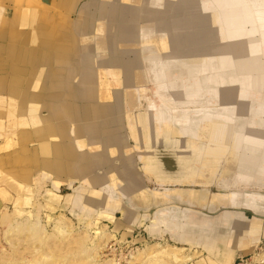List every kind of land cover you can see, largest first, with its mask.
Returning a JSON list of instances; mask_svg holds the SVG:
<instances>
[{"label":"rangeland","instance_id":"374dc122","mask_svg":"<svg viewBox=\"0 0 264 264\" xmlns=\"http://www.w3.org/2000/svg\"><path fill=\"white\" fill-rule=\"evenodd\" d=\"M79 1L78 8L72 12L68 0H0V264H98L106 259H114L117 264H128L131 253L136 250L152 243L165 242L184 246L185 250L180 253L193 255V258L181 264H190L191 261L192 264H225L222 261L223 255L220 257L216 252L210 253L199 238L181 244L177 242L174 231L179 227L184 229L190 218L200 226L206 224L212 228L219 227L217 224L226 219L224 213L237 216L236 212L240 207L234 205L239 204L240 199L252 197L250 194L264 195V139L261 147L258 146L259 143L251 146L247 141L241 142V148L235 151L230 147V144H233L232 134L237 133L247 138L250 136L247 132L250 127L263 130L264 134V99H261L260 95L264 93V88H256L254 83L257 82L251 80V73L246 76V73L240 72L236 66L220 70L214 68V73H204L200 68L197 63L199 55L211 53V46L219 42V29L212 24L211 8L206 4L203 6L206 0H156L158 7L151 11L159 15L152 21L160 25L154 30L158 29L162 40L156 35V41L153 38V46L156 50L159 43L163 46L155 56L147 57V61L153 59L157 62L160 59L162 69H159L162 76L157 75L155 68L152 75L151 70L146 67L147 61L143 64L139 59L137 52L140 51V40L136 42L139 45L135 43L133 48H128L129 52L127 50L120 55L121 58L128 59L129 63L135 64L136 68L143 69L147 79L144 84L146 90L141 93L140 86L127 89L130 79L125 75L120 87V83L113 82V86L121 90L124 100L121 101L120 109H117L115 97L110 99L114 106L112 116H109L107 124L99 125V128L102 127L99 129L100 133L103 132L104 146L101 151L110 161L105 160L103 165L100 164V167L96 168L87 163L88 176L101 178V182L96 185L97 189L100 190L104 185L102 178L108 176V183L119 180V186L126 188L129 193L126 195L121 192L123 195H119L111 192V196L122 200L119 207L111 209L102 204L100 198L89 194L93 187L79 190L76 196L75 190L80 187L81 181L69 172L56 171L49 167V163L56 166L65 164V155L62 157L61 154L55 153L56 143L60 140V127L56 125V132H53L47 123L53 120V126L56 122L63 121L66 115L62 108H59V115L53 119L44 115L47 109L41 104L42 98L38 99L36 95H40L38 91L41 87L38 78L41 75L38 72L45 68L37 63L32 64L28 59L36 60L44 48L56 44L65 49V61L68 60L67 57H74L75 60V48L70 44L75 35L72 24L80 15L82 5L92 0ZM112 2H119L120 6L123 4L122 0H94V3L87 5L88 16L101 15L102 7ZM140 2L145 3V0ZM164 2H168L170 6L165 7ZM189 2H192L191 5ZM6 3L12 7L9 16L3 14ZM230 12L222 11L219 15L225 17ZM123 14L131 16V8L126 13L120 11V20ZM180 14H192L196 17L197 28H193V34L189 30L188 33L192 36L195 32L198 33L196 42L202 38V41L197 43L198 47L194 46L192 51L191 42L186 49L181 48L180 52H186L182 56L183 59L187 55V59L195 60L191 63H183L181 58L166 61L162 57L163 54L166 55L165 52L170 54L180 50L172 39L174 30L170 25ZM143 18L145 19V16L137 22H142ZM246 28L249 27L246 26L245 30ZM201 29H205L207 34L209 31L215 34L206 35ZM7 30L10 31L9 35L6 34ZM90 31L91 29L89 33ZM204 33L206 43L203 40ZM206 36L210 38L207 39ZM209 40H212L211 43ZM79 45L81 44H78L81 52L82 47ZM69 46L70 49H67ZM110 47L115 48L114 45ZM111 48L108 49L110 57L115 58ZM131 51L133 53H130ZM93 52L102 54L98 47ZM132 54L135 55L134 58ZM254 54L261 58L259 60H264L262 49L259 48ZM60 67L63 66L56 63V69L59 70ZM56 73L60 74V70ZM24 81L25 88L21 91ZM14 85L18 92L10 94L7 90ZM244 88L248 90L247 93ZM251 90L259 92L255 91L257 93L252 95L254 97H249L246 103L244 97L250 94ZM126 91H129V94L131 92V101L137 98L136 105L127 103ZM141 94H144L143 98ZM61 99L67 102L69 100L65 97ZM148 100L155 105L150 112L159 111L162 122L151 118V125L142 130V121L137 123L136 120L139 118L145 121L143 116L148 109ZM36 101L41 102L38 108L34 107ZM69 101L74 109L80 110V124L85 123L91 117V102ZM126 112L135 121L139 133L137 139L130 133ZM217 114L228 116L230 120L219 121L216 117L213 118ZM156 123L161 125L159 134L153 131V125ZM258 138L260 141L261 137ZM211 145L219 147L220 152H210ZM248 148H253L252 154ZM244 153L250 158L247 159ZM254 158L257 161L251 162ZM125 168L130 170L132 179L121 177V171ZM181 194L187 197H182ZM83 195L82 203H77L78 196ZM159 197L166 198L158 201ZM227 198H230V202ZM212 199L214 204H220L216 210H212L218 207H212ZM86 203L94 208H83ZM229 204L233 207L223 206ZM60 215L67 219L70 227L58 220ZM246 215L253 217L251 211H246ZM221 217L225 219H220ZM36 222L41 230L32 232ZM191 228L192 231L197 230L195 227ZM251 231L255 232L253 245L249 250L238 253L232 264H260L256 255L264 252V236L260 234V229ZM245 232L246 230H243V236L246 235ZM199 234L204 235L205 232L200 231ZM220 246L222 247L221 244ZM153 257L145 258L141 255L139 260L137 258L132 263H159L157 260L160 256H155V259ZM210 258H213V261Z\"/></svg>","mask_w":264,"mask_h":264},{"label":"bare ground","instance_id":"6f19581e","mask_svg":"<svg viewBox=\"0 0 264 264\" xmlns=\"http://www.w3.org/2000/svg\"><path fill=\"white\" fill-rule=\"evenodd\" d=\"M70 1L71 0H68L69 4H71L70 7H71L72 12H73L76 8H78L77 2L79 0H73V2H70ZM122 1H123L122 6H120V4H118L119 2L114 3V4L112 2L106 6H103L102 10H101L102 14L99 16L97 15L98 17L95 15L88 16V10L89 9L87 8V5L90 3H94V0L87 2V3H84L82 5V8H80V11H79L80 15L78 16V18L74 22V24H72V26L74 25V28H75V35L73 36L70 44L72 45L73 48H75V51H74L75 56H76L75 60H74V57H69V58L67 57L68 60L65 61V58H64V50L65 49L62 46L52 44V46L50 47L51 48L50 54L53 56L52 58L54 59V62L56 61L57 64H61L63 66V67H60V69H59L60 74L54 72L55 74L52 75L53 72L51 74H50V72L48 73V76L51 75L52 78L55 77L58 80L57 81V80L53 79V81H56V82H54L55 87H53V89L63 90L64 88H62L59 85V83H61L62 80L65 78V80H67V87H65V90H67L66 95L71 96V97H76L77 101L79 99L80 101L91 102V105L89 103H86V104H89L90 108H92L91 109V117L89 119H87V121L85 123L82 122L80 124V120L82 119L81 114L79 113L80 110L74 109L72 107V103L69 100H68V102L64 101L63 99H61L62 96H58V95H46L45 94V95H43V96H45V98L44 99L42 98V101H41L42 103L41 102H37V104L34 103L35 108L36 107L38 108L39 103H41L42 106H44L47 110L49 109V111H52L51 112L52 119L59 115V108H62L64 110L65 115H66V118H64L63 121L56 122L53 126H51L53 123V120H51L49 123H47L48 128L50 129V131L53 130V132H56V130L54 128V127H56V125H57V127H60L58 129L60 132V137H59L60 140H59V142L56 143L57 147L55 149V153L58 155L61 154L62 157H64L63 155H65V158L64 159L62 158L64 160L63 163H65V164H63L62 166H60V165L56 166L52 163H49L50 169H52V170L55 169L56 171L62 170V171L67 172V173L69 172V174L74 175L73 177H76L75 179H79L81 181L80 187H78L75 190L76 196H77L79 190L83 191V189H85L86 187H89V188L93 187V190L89 194H91V196H96V197L100 198L99 201L102 200V204H105L107 207H110V209L112 207H119L120 203L122 202V200H119L118 197L116 198V196H114V197L111 196V192L118 193L119 195H123L121 192H124L126 195L129 192L123 186H119V183L121 184V181H119V180H117L116 182L114 180L113 182L108 183V180H107L108 176H106L105 178L104 177L102 178V180L104 179V185H102V183H100L102 185L101 189L100 190L97 189L96 185H98L99 182H101L100 181L101 178L97 179V178H92V177L88 176L89 173H87V171H88L89 167H88L87 163L88 162L91 163V165L96 168V166H99L100 164L103 165V162H105V160L110 161L108 159L109 157L108 156H107L108 158L104 157L103 151H101V149H103L104 145L102 144L103 132L100 133V130H99L102 127L99 128V125H101L102 123L107 124L106 121L110 118L109 116H112V111H113L112 109L114 106L112 105V102L110 101V99L115 97V103L117 105L116 108L120 109V104H122L121 101L123 102L124 99L121 95L122 94L121 90H119L118 87H120V85H122L123 75H125L126 78L130 79L129 83L127 84V89H129V87H133V86H140L141 87V93H144L146 90L144 88L145 87L144 84L146 83V80H147L145 78L146 75L143 72L142 68L141 69L136 68L134 66L135 64L133 65V64L129 63L127 61L128 59L121 58L122 56L120 57V55L123 54L124 52H126L128 50V48H133L132 46L138 40H140V42H141L140 46L141 47L139 48L140 51L137 49L139 51V52H137V55L139 56V59L144 64V61L148 60L147 57L152 56V55L155 56L154 54H157L159 48L161 46H163V44L161 45V43H159V45H157V50L153 46L154 45L153 44V38L156 41V37H155L156 35L159 39H161V35L158 32V29L154 30V28H158V27H160V25H157L156 22L154 23L152 21L154 18H156L159 15V14H155L156 12L151 11V9L156 10V7H158L156 5V4H158L156 2V0H145V3L140 2L143 0H122ZM235 1L236 0H214L213 2H209L207 0L204 1L203 6L206 4V6L208 5V6H210L209 8H211L210 13H211L212 24L216 25L219 29L218 35H217V36H219V39H218L219 42H217L216 44L214 43L211 46V48H212L211 53L206 52V54H204V55H199L200 57H199L197 63L200 64V68H202V71L204 73H210V72L214 73V71H215V70H213L214 68L217 70H220L221 68L223 69L226 67H232V66L235 67L236 66L240 72H242V73L245 72L246 76H247V73H251V77H252L251 80H253L254 82L255 81L257 82V83H254L256 88L263 89L264 88V60L263 61L259 60L261 58H259V57L257 58L255 56L254 52L256 50H258L259 48L262 49V51L264 52V1L252 0L254 2H249L247 0V1L242 2V0H237L238 3H235ZM191 3L192 2H189L190 5H191ZM146 4H148L149 6H147ZM163 4L165 7H168V5L170 6V4H168V2H164ZM254 6H255V8H254ZM129 8H131V10H132V15L126 16L123 14L121 17V20H120V16H119L120 11L121 12L123 11L124 13H126V11L129 10ZM175 8L177 10H179L178 7H175ZM198 9H200V8L198 7ZM201 9H203V8H201ZM208 9H205V11H207ZM213 9L214 10L216 9V11H214ZM219 9H221V11ZM180 10H181V8H180ZM222 11H225V12L231 11V12L229 13V15L224 17L223 15H219V13ZM144 12L146 14H143ZM175 12H176V10H174V13ZM137 13H138V15H137ZM210 13H209V15H210ZM143 16H145V19L143 18L142 22H137V21H140L139 19H141ZM146 17L152 18V19H147ZM91 18H92V20L90 21ZM215 18H218V19H215ZM220 18H221V20H220ZM224 18H225V20H224ZM195 19H196V17L192 14H189V15H185V14L181 15L180 14V15H178L177 19H175L172 23H170V25L173 26V30H174L172 32V34L174 35V37L172 39H174L175 44L178 45L180 50L173 52V53H170V54L165 52L166 55L165 54L162 55L163 59H165L167 61V59L168 60H175L176 58H181L183 63H187V62L191 63V62L195 61L192 58L187 59V58H189L187 55H186L185 59H183L184 57H182V56L186 52H183V53L180 52L181 48L183 47V49H186L190 42H191V51H192V49H195L198 47L197 43L202 41L201 40L202 38H201L200 39L201 41L199 40V42H196L195 39H197V36H199L197 32H195L196 34L193 35L194 38L192 35H190V33H188L189 31H191V34H193V31H192L193 28H197L196 27L197 23H196ZM164 23L165 22H163L162 24L164 25ZM198 26H199V24H198ZM246 26H248L249 28L248 29L246 28V30H245ZM87 28H89V30L91 29L90 33H89V30H87ZM202 28H204V27H202ZM206 28L207 27H205V29ZM205 29H203V30L201 29V30L203 32H205L206 35H209L210 33L212 35L215 34L212 31H209L210 33L207 34V32L204 31ZM198 30H199V28H198ZM187 33L190 36L187 35ZM205 33L203 34V38H204L203 40L206 43V40L204 37ZM201 34H200V37H202ZM217 36H214V37L217 38ZM208 37L210 38V36H208ZM208 37H207V39H208ZM212 40H215V39H212ZM211 41L209 43H211ZM78 44H81V46L79 45L80 47H82L81 52H80V49L78 48ZM110 45L111 46L114 45L115 48L114 49L111 48ZM137 45H139V44H137ZM194 46H195V48H194ZM207 46H209V45H207ZM96 47H98L99 50L102 51V54L98 55V54L93 52V50ZM199 47H200V45H199ZM110 48L112 50L111 52H113V54L116 56L115 58L110 57L111 53H110V51H108V49H110ZM67 49H70V46ZM128 52H129V50H128ZM130 53H133V52L131 51ZM132 55H133L132 57L134 58L135 55L134 54H132ZM124 57H126V56H124ZM169 57H171V58H169ZM172 57H175V58H172ZM45 58H46V56H45ZM127 58H128V56H127ZM160 58H161V56H160ZM158 59H159V56H158ZM39 60H40V58H39ZM39 60H38V62H39ZM47 60H48V58H47ZM46 63H44V66L47 65ZM146 64H147L146 67L150 70H152L154 67H158V69L156 68V70H157L156 73L158 76H162V74L160 73V69H162V67H161L162 61L157 60V62H156V61H153V59H152V61H147ZM163 64H165V63H163ZM53 66L55 67L56 64ZM84 66H86V68H84ZM143 67H145V66H143ZM159 67H160V69H159ZM59 70L55 69L54 71H59ZM151 74L153 75V72H151ZM39 75H40V73H39ZM111 77H113V78L110 79ZM152 80H154V79H152ZM45 81L43 83V86L45 84V87H47V85H46L47 82L45 83ZM114 81L117 82L118 84L120 83L118 85V87L113 86ZM157 81L159 82V79H157ZM77 83H79L78 87H76ZM64 84L65 83H63V85ZM246 91H248V90L246 88H244V92H246ZM255 91L259 92L258 90H255ZM255 91L251 90V92H250L251 95L249 93L246 94V97H244V101L246 102L247 100H249L250 99L249 97H254L252 95L257 93ZM43 92L45 93V91H43ZM72 92H74V94L76 93L75 94L76 96H74ZM112 93H113V95H112ZM56 94H58V93H56ZM126 94H127L126 101L129 105H130V103H132V105L133 104L136 105L138 103L137 98H136V100L131 101V99H132L131 98L132 96H130L131 92L129 94V91H126ZM165 94H167V93H165ZM143 95H142V98L144 97ZM260 95L262 98L260 96H259V98L264 99V97H263L264 93H261ZM36 97H38V95H36ZM39 97H40V95H39ZM63 97H65V96H63ZM71 97H70V99H71ZM47 98H48V100H47ZM148 101H149L148 109L146 110V112L144 114L146 124L148 121L146 119H149V118L150 119L154 118V119H156V121L162 122L161 121V119H162L161 114L159 111L157 113L156 112H150V111H152L151 109L155 108V105L150 100H148ZM87 109L89 110L88 106H87ZM86 112H87V110H86ZM116 116H118V115H116ZM126 116H127V120H128V124H129V128H130V133L135 139H137V135H139V133L136 130L135 121L130 116V114H128V112H126ZM87 117H89V116H87ZM214 117H216V119L219 121L230 120V117L224 116L221 114H217L216 116H213V118ZM100 118H102V119L100 120ZM102 120H105V121L103 122ZM78 121H79V123H78ZM141 121L142 120H140L139 118L136 120L137 123H139ZM117 127H119V126H117ZM111 130H113V128ZM117 132H119V131H117ZM247 132L250 134V136L248 135L247 138H246V136H244L245 139H244V137L240 136V134L239 135L237 133H235L234 135L232 134L231 140L233 141L232 142L233 144H230V147L233 148L232 151H235L236 149H240L241 148L240 144L243 141L250 142L251 146H254V144L258 145V143H259L258 146H260V147L263 145L262 144V140L264 139V134L262 133L263 130H258L257 128L250 127V128H248ZM258 136L261 137L260 141H259ZM54 138H55V136H54ZM111 141H112V139H111ZM112 144H113V142H112ZM109 146H111V145H109ZM120 147H121V145H120ZM210 147H211L210 152H212V153L214 152L217 154L220 152L219 147H217V146H210ZM86 148H89V149L87 150ZM107 148H109V147L107 146ZM253 148H248V150L252 151L251 154L254 151ZM112 152L113 151L111 150V153ZM106 155H108V154H106ZM243 155L247 159L250 158V157H248L249 155H247L245 153ZM250 156L252 157V155H250ZM250 161L256 162L257 159L254 158ZM262 166L264 168V162H263ZM129 171L130 170L128 168L123 169L121 171V177L125 176L127 179H129V178L132 179V175L129 173ZM199 177L200 178L202 177L201 174ZM70 182L72 183L73 179ZM115 185H117V186L115 187ZM136 185H138V184H136ZM229 185H230V183H229ZM258 185H261V184H258ZM226 186H228V185H226ZM110 189H112V190L109 191ZM219 195H221V194H219ZM250 195L252 197H247L248 199L246 198L245 202L250 201L249 202L250 206L257 207V210L259 211V209H260V213L263 214L264 213V208H263L264 207V195L259 194V193H256V195H253V194H250ZM181 196L187 197L186 195H183V194H181ZM82 198H84V195L82 197L78 196V198H77L78 202L77 203H80V202L82 203ZM223 200H225V199H223ZM227 200H229V202H230V198H227ZM213 205L219 206L220 204L218 202H216L214 204V200L212 199V207H214ZM82 207L85 209H88V210H92L94 208L93 206H91L88 203L83 204ZM261 208H263V210ZM239 218H237V219H239ZM220 219H223V218H220ZM58 220L63 222L64 225L66 224L68 227L71 226L70 223L67 221V219L63 215H60ZM36 223H33V225H35ZM18 224H17V227H18ZM23 225H24V223H23ZM30 225L32 226V224H30ZM31 226L29 228H30V231H32L31 229L33 228L32 232L41 230L39 227V223H37L32 228H31ZM199 228L201 230L212 229L211 226L206 225V224H204L202 226L199 225ZM180 229H183V228L179 227L178 229H176L174 231L176 235H178L177 230L180 231ZM186 229H187V226L184 227L185 231H186ZM209 234L210 233L205 234L203 236V239L205 238V236H207ZM197 236H198L197 234H193V236H191L190 234H187V233H185V235H184V237L186 238V241L189 240L191 242L195 241V239L192 237H197ZM222 236L224 238H222L220 241L225 242L226 241L225 238H227V237H226V235H222ZM199 237L202 238L201 236H199ZM219 237L220 236H218L217 239H219ZM203 239H202V241H203ZM235 239H236V243L238 246L241 243L240 237L235 236ZM235 239H233V240H235ZM236 247L233 248V246H231V250L236 249ZM183 250H185L184 246H178L176 244H171L169 242H165L164 244L163 243H152V244L146 245L144 248L136 250V252H134V253H131V255H130L131 259L128 260L127 263L128 264H134L135 262L132 263L133 260H136L139 256L144 255L145 258L146 257L152 258L153 256L154 257L160 256V257H158V260H157L159 263L163 262V263L167 264V262H170V264H181L182 262H185V261L187 262V260H189L190 258H193L192 254L191 255L181 254L180 252H182ZM227 252H225L219 256L220 257L222 255L224 256V254H226ZM185 254H186V252H185ZM256 256L260 260V264H264V252H262ZM166 258L169 260H167ZM224 258H228V257H224ZM138 260H139V258H138ZM113 261H114V259L113 260L112 259H106V260H104L98 264H112V263L117 264L115 261L114 262ZM159 263H157V264H159ZM153 264H155V263H153ZM184 264H186V263H184Z\"/></svg>","mask_w":264,"mask_h":264},{"label":"crops","instance_id":"0c3cea01","mask_svg":"<svg viewBox=\"0 0 264 264\" xmlns=\"http://www.w3.org/2000/svg\"><path fill=\"white\" fill-rule=\"evenodd\" d=\"M3 8H4V12H3L4 16H6V15L9 16V14H11V9H12L11 5L6 3V7H3ZM6 34L9 35L10 31L7 30ZM7 44H8V41H7ZM51 46L52 45H48L46 48L43 47L44 50L42 51V53H40L41 56L39 55L36 58V60L32 61V59H28L27 58L28 61L32 62V64H34V65H36V63L37 64H41L40 67H44L45 68V69H43L41 71V74H40L41 77H43V78L38 77V78H40L39 80H40V86L41 87H40V89L38 91V94H40V97L38 96L36 98H38V99L43 98L44 99L45 96H43V95L46 94V95H58V96H62V97L65 96V99L76 100V97H71V96L66 95L67 94V90H65V87H67V80H65V78L62 80V82L60 81L61 83H59V85L62 88H64L63 90L53 89V87H55L54 82H56V81H53V79L54 80H57V79L55 77L52 78L51 75L48 76V73L50 72V74H51L53 72L52 75H54L57 72V71H54L56 69V66L55 67L53 66L57 62L56 61L54 62V59L52 58L53 56L50 54V52H51V48L50 47ZM45 56H46V58H45ZM39 58H40V60H39ZM47 58H48V60H47ZM38 60H39V62H38ZM159 61H160V59H159ZM44 63H46L47 65L44 66ZM13 66H15V65H13ZM37 67H39V66H37ZM154 68L156 69L158 67H154ZM152 70H151V72H153ZM156 72H157V70H156ZM22 73H24V72H22ZM39 73H40V71L38 72V74ZM160 73H161V70H160ZM44 81H45V83L47 82V84H46L47 87H45V84L43 86ZM63 83H65V84L63 85ZM24 88H25V81H24V85H23L22 89H20V90L22 91V90H24ZM17 90H18V88L16 87V85H14V86H12V88H8L7 91H9L10 94H11V93H17L18 92ZM43 91H45V93ZM56 93H58V94H56ZM72 93H73L74 96H76L75 95L76 93L75 94H74V92H72ZM70 97H71V99H70ZM78 103H79V99H78ZM78 103H76V104H78ZM45 112L46 113L44 115L50 116V118L52 119V114H51L52 111H49V109H48ZM146 120H148L147 124H146V121H143V120H142V124L140 123L141 124L140 127H141L142 130L143 129H148V126L151 125L150 124L151 123V119L149 118V119H146ZM153 127H154L153 131L158 132L157 134H159L160 131H161V126H158L157 123H156V124L153 125ZM142 136H143V134H142ZM245 194H248V193H245ZM217 195H219V194H217ZM152 196H154V194H152ZM165 198L166 197H164V198L159 197L158 201L161 200V199H165ZM246 198H244V199L242 198V199L239 200L241 204L238 202L239 204L234 205V206L240 207L239 209H237L238 210L236 212L237 216L233 217V215L229 214V213H224L223 214V216L225 215L226 219H225V217H221V218H223L225 220H222L221 222H219L217 224V225H219V227H216V228L213 227L212 229H209V230H201L199 228V224H197L195 222H192V220H191L192 218H190L187 221V223H186L187 225H185V227L187 226L186 231L184 229H180L182 232L177 230L178 235H176L174 233V236H175L177 242H180L181 244L185 243L184 242V241H186V238L184 237L185 233L190 234L191 236H193V234H197L198 235L197 237H192V238H194V239H198L199 238L200 240H202L203 238H200L199 236L203 237L205 234L210 233L209 235L205 236V238L203 239L202 243H204L205 248L208 249L210 251V253H214V252L218 253L217 255H221V254H223V253H225V252H227L229 250L226 254H224L222 261L225 264L234 263L238 253L245 252V251L249 250V248L253 245L252 240H253V238L255 236V232H253L251 230L260 229L261 230L260 234L264 236V213L261 214L260 213V209L258 211L257 207L250 206V203H249L250 201L245 202ZM223 206L233 207L232 205L230 206V204L229 205H223ZM242 206L243 207H248V209L243 208ZM219 207H220V205L217 208L212 209V210H216ZM261 209L263 210V208H261ZM246 211H251L252 214H253V217L249 218L246 215ZM206 216H208V215H206ZM208 217H210V216H208ZM237 218H239V219H237ZM224 221H226L225 224H220V223H222ZM242 225H244V226H242ZM191 227H193V228L195 227L197 230L192 231ZM199 229H200V231H204L205 234L204 235L203 234H199V232H200ZM243 230H246V232H245L246 235H244V236L242 234ZM219 231H220V233H219ZM222 235H226V237H227V238H225L226 239L225 242H221L220 241L222 238H224ZM218 236H220L219 239H217ZM235 236H237V237L239 236L240 237V242L241 243L238 246H237V243H236ZM233 239H235V240H233ZM220 244L222 245V247L220 246ZM216 246H217V248H216ZM231 246H233V248H235L236 246L237 247H236V249L231 250ZM224 257H228V258H224ZM210 260L213 261V258H210ZM191 262H190V264H192Z\"/></svg>","mask_w":264,"mask_h":264}]
</instances>
